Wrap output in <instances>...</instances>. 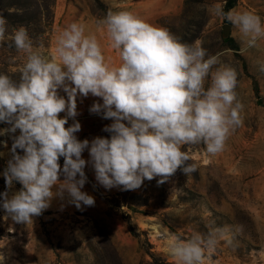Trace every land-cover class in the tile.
Returning <instances> with one entry per match:
<instances>
[{
	"label": "clouds",
	"instance_id": "1",
	"mask_svg": "<svg viewBox=\"0 0 264 264\" xmlns=\"http://www.w3.org/2000/svg\"><path fill=\"white\" fill-rule=\"evenodd\" d=\"M218 14L237 26L250 46L264 38L258 15ZM100 23L119 54V66L109 67L95 35H85L84 25L75 22L60 33L54 57L35 48L23 26L8 37L17 51L26 54L19 81L0 74V122L10 125L0 129V135L19 130L2 175L8 189L14 182L22 185L11 197L7 191L0 193V206L16 224L33 222L54 196L63 198L65 193L77 209L82 204L94 206V197L82 191L86 164L92 165L96 180L106 189L135 190L156 177L163 184L178 169L186 175L195 171L183 145L203 142L207 153L215 155L242 123L235 69L217 68L205 88L218 58L206 59L199 41L182 43L168 29L128 11H109ZM6 25L0 16V41L6 38ZM61 89L67 98L59 94ZM89 94L103 101L94 103L90 112H103L104 119L113 120L103 129L110 138L90 142L75 135L81 130L75 121L77 96ZM61 113H66L64 118ZM68 118L74 122L66 127ZM86 149L89 161L82 158ZM219 231L207 237L197 233L187 240L176 236L170 252L179 264H204Z\"/></svg>",
	"mask_w": 264,
	"mask_h": 264
},
{
	"label": "rangeland",
	"instance_id": "2",
	"mask_svg": "<svg viewBox=\"0 0 264 264\" xmlns=\"http://www.w3.org/2000/svg\"><path fill=\"white\" fill-rule=\"evenodd\" d=\"M227 1L188 0L180 13L158 18L182 43L199 41L206 59L218 58L205 88L217 68L235 69L242 123L224 150L213 155L203 142L183 145L195 171L186 175L178 169L163 184L156 177L135 190L97 191L98 200L87 210H44L33 222L16 224L0 206V264H179L169 247L174 237H207L216 229L217 243L204 264H264V38L250 46L239 28L218 14L224 13ZM132 7L133 0H0V16L7 21L6 38L0 41V74L19 81L26 62V54L8 39L14 29L25 27L33 46L54 57L67 11L77 19L102 21L109 11L129 12ZM229 11L252 12L264 24V0H235ZM226 25L230 31L224 37ZM101 50L105 58L119 56L111 46ZM59 94L64 96L62 89ZM75 121L81 125L78 140L110 138L103 129L113 120L103 114H78ZM73 122L68 118L66 127ZM6 128L10 125L0 122V129ZM17 135L19 130L0 135V193L7 191L9 197L22 187L14 182L8 189L2 175Z\"/></svg>",
	"mask_w": 264,
	"mask_h": 264
},
{
	"label": "crops",
	"instance_id": "3",
	"mask_svg": "<svg viewBox=\"0 0 264 264\" xmlns=\"http://www.w3.org/2000/svg\"><path fill=\"white\" fill-rule=\"evenodd\" d=\"M184 2L185 0H133V7L129 12L133 13L137 17L143 19L144 21L154 26L162 27L161 24L158 22V18L163 15H174L180 13L181 10L183 9ZM65 18L66 20L64 23L66 27L74 22L78 24H82L85 27V35L93 34L95 35L98 43L101 46H105V45L111 46V41L109 40L105 27L100 23L101 21L91 18L77 19V17L74 15L68 16V11L66 12ZM105 60L106 63L109 65V67L119 66V64L121 63L119 56L110 57V58L107 57L105 58ZM64 97L67 98L66 93H64ZM94 103L102 104L103 103L102 98L94 97L91 94H89L87 97H82L78 95L77 113L97 114L90 112V108ZM99 114H103V112ZM96 137L99 136L89 135L84 139H87L91 142V140H93ZM1 143L6 144L7 141H1ZM82 158H84L86 161L90 160L89 152L87 149L82 153ZM61 165H63V163ZM84 172L87 177V182L85 183L82 191L87 192L89 195L93 196L95 202L98 200L97 191L102 194H115L123 191L122 186L106 189L105 187L100 185L96 180L94 168L90 163L86 164ZM62 179L63 177H61V180ZM55 191H56V187L53 188V192ZM69 200L70 198L67 196V193H65L63 198L54 196L50 202V206L46 210L48 211L87 210L92 207V206H84L82 204L81 208L77 209L74 204L69 202Z\"/></svg>",
	"mask_w": 264,
	"mask_h": 264
},
{
	"label": "trees",
	"instance_id": "4",
	"mask_svg": "<svg viewBox=\"0 0 264 264\" xmlns=\"http://www.w3.org/2000/svg\"><path fill=\"white\" fill-rule=\"evenodd\" d=\"M188 0H185V5L187 4ZM235 0H228L226 6L224 8V13H227L230 9L234 7ZM229 41L232 42L233 40L229 38Z\"/></svg>",
	"mask_w": 264,
	"mask_h": 264
},
{
	"label": "water",
	"instance_id": "5",
	"mask_svg": "<svg viewBox=\"0 0 264 264\" xmlns=\"http://www.w3.org/2000/svg\"><path fill=\"white\" fill-rule=\"evenodd\" d=\"M229 31H230V26L226 25L223 28V36L227 37L229 35Z\"/></svg>",
	"mask_w": 264,
	"mask_h": 264
}]
</instances>
